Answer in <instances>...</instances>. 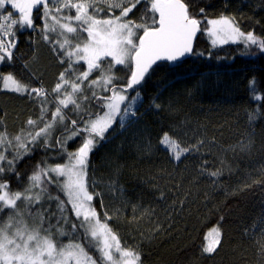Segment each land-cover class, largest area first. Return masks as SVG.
Segmentation results:
<instances>
[{
  "label": "trees",
  "instance_id": "obj_1",
  "mask_svg": "<svg viewBox=\"0 0 264 264\" xmlns=\"http://www.w3.org/2000/svg\"><path fill=\"white\" fill-rule=\"evenodd\" d=\"M88 2L100 10L93 13L97 18L119 13L118 8L105 5L106 0ZM186 3L201 19V29L207 27L208 20L223 14L234 18L242 31L264 38V0ZM201 8L205 9L203 14ZM69 11L75 15L74 10H65ZM143 11V7L134 10L132 18L139 22ZM40 16L41 11H33L36 31H18L13 59L0 63V74L12 73L50 92L64 66L42 39ZM49 22L53 23L51 19ZM81 35L86 38V33ZM69 36L75 40L74 34ZM206 39L201 30L194 45L195 55L184 62L154 66L138 86L142 96L138 122L124 129L114 124L115 131L109 129L106 140L90 157L89 191L100 194L93 205L102 222L105 212L111 216L107 223L123 247L139 253V264H264V249L260 247L264 225L253 231V224L264 217V101H256L249 87L254 78L257 94L264 95V53L255 46H215ZM130 69L131 65L115 66L118 84L128 79ZM98 75L94 72L90 79ZM51 110L50 105L49 117ZM39 114L37 103L27 94L0 86V130L15 135L27 127L29 118L35 120ZM249 116L254 118L250 120ZM164 133L182 146L203 139V159L210 162L206 167L219 168V161H224L218 182H211L215 177L199 175L200 155L188 154L175 162L160 146ZM240 142L249 145L245 151L236 147ZM78 146L69 142L68 150ZM6 155L13 152L9 150ZM43 158V151H36L16 166L19 180L8 172L0 179L10 180V191H22ZM65 159L53 155L48 163H63ZM49 190L66 199L55 188ZM50 203L49 211H56V202ZM214 228L221 233V243L215 252H204L205 236Z\"/></svg>",
  "mask_w": 264,
  "mask_h": 264
},
{
  "label": "snow or ice",
  "instance_id": "obj_2",
  "mask_svg": "<svg viewBox=\"0 0 264 264\" xmlns=\"http://www.w3.org/2000/svg\"><path fill=\"white\" fill-rule=\"evenodd\" d=\"M109 7L118 8V15L109 13L97 18L93 13L100 10L88 0H0V63L12 61L19 30H37L33 18L36 10L41 11L42 39L51 45L64 66L50 92L12 73L0 74L3 90L27 94L37 103L40 113L35 120L29 118L27 127L15 135L0 130V176L8 172L19 180V162L36 151L44 153L22 191H10V180L0 179V264H139V253L123 247L107 223L111 216L105 212L102 222L93 205L100 194L89 191L90 157L106 140L109 129L115 131L114 124L124 129L138 122V104L142 103L138 86L157 62L176 64L196 54L194 41L202 30V21L190 12L186 0H115ZM139 7L144 11L137 22L132 16ZM66 9L74 10L75 15ZM204 12L201 8L200 13ZM49 19L53 23H48ZM207 23L212 26L209 36L225 43H242L245 48L255 46L264 53V38L242 31L234 18L222 14ZM69 34H74L75 40ZM212 43L215 45L216 39ZM117 65H131L130 75L122 84L116 82L113 72ZM94 72L99 75L90 79ZM255 85L253 78L249 85L253 98L264 101ZM69 142L79 146L69 151ZM160 144L171 151V158L177 162L188 154L200 155L198 173L215 177L212 183H217L223 174L222 159L221 167H206L210 162L203 159V139L182 146L164 133ZM248 146L240 142L236 147L245 151ZM9 150L13 155H6ZM53 155L64 156L65 162L48 163ZM50 188L66 199L53 195ZM52 201L56 202V211H49ZM261 225L264 217L253 224V231ZM208 236L211 240L203 251L212 253L221 243V233L214 228ZM54 237L69 239L63 242ZM260 247L264 249V243ZM115 254H119L118 258Z\"/></svg>",
  "mask_w": 264,
  "mask_h": 264
},
{
  "label": "rangeland",
  "instance_id": "obj_3",
  "mask_svg": "<svg viewBox=\"0 0 264 264\" xmlns=\"http://www.w3.org/2000/svg\"><path fill=\"white\" fill-rule=\"evenodd\" d=\"M112 2H114V0H106L105 5L109 6V4L112 3ZM49 23H51V22H49ZM206 26H207V27H206L205 29H202V31H203V36H204L205 38H207L206 40H208V42L211 43L212 45H213V43H212L213 39H216V41H217V43L215 44V46H218V45H224V44H227V43H232L231 41H228V42L225 43V42H222V41L220 40L219 37L209 36V35H208V30H210L212 26L209 25V24H206ZM0 81H1L0 86H1V88L3 89V81H2V80H0ZM160 146H162L166 151H168L169 156H171V151H170V150L166 149L163 145H160ZM182 157H183V156H182ZM175 162H177V161H175ZM61 179H63V178H61ZM17 204H18V203H17ZM18 205H20V206L22 207V204H21V203H19ZM212 230H213V229L209 230L208 232L210 233V232H212ZM209 233H208V234H209ZM208 234L205 236V237H208V238L206 239V242H205V247L208 245V243H209L210 240H211V237L208 236ZM54 238L59 239V240L66 239V237H54ZM97 255H98V254H97ZM115 255H116L117 258H118V255H119V254H115Z\"/></svg>",
  "mask_w": 264,
  "mask_h": 264
},
{
  "label": "water",
  "instance_id": "obj_4",
  "mask_svg": "<svg viewBox=\"0 0 264 264\" xmlns=\"http://www.w3.org/2000/svg\"><path fill=\"white\" fill-rule=\"evenodd\" d=\"M200 34V32H198L197 33V36H196V38H195V41H194V45H195V42H196V39H197V37H198V35ZM192 55H187V56H185L184 58H182L179 62H177V63H180V62H184L186 59H188V58H190ZM160 63H167V64H169L168 62H166V61H159V62H157V64H160ZM155 66V65H154Z\"/></svg>",
  "mask_w": 264,
  "mask_h": 264
}]
</instances>
